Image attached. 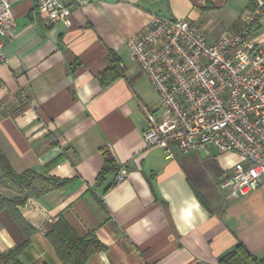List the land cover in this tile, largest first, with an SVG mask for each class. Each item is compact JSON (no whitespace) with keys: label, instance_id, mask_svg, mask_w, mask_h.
Segmentation results:
<instances>
[{"label":"crops","instance_id":"0c3cea01","mask_svg":"<svg viewBox=\"0 0 264 264\" xmlns=\"http://www.w3.org/2000/svg\"><path fill=\"white\" fill-rule=\"evenodd\" d=\"M62 1L71 26L38 15L37 0H11L15 27L0 65L1 151L18 174L68 182L20 208L35 229L22 263L62 264L47 237L60 217L105 246L86 264H219L239 244L264 259L263 192L232 197L219 186L240 157L222 163L201 149L171 159L149 149L146 111L158 113L160 97L128 63L129 39L155 16L195 23L214 42L247 26L250 0ZM259 25L264 47V15ZM111 54L122 76L103 88L96 74L111 67ZM104 150L118 173L128 169L126 181L115 184L118 173L99 181ZM0 194L17 197L1 185ZM25 239L0 208V255Z\"/></svg>","mask_w":264,"mask_h":264},{"label":"built area","instance_id":"2783aa9c","mask_svg":"<svg viewBox=\"0 0 264 264\" xmlns=\"http://www.w3.org/2000/svg\"><path fill=\"white\" fill-rule=\"evenodd\" d=\"M256 3L243 30L214 42L195 23L160 16L128 41L132 60L161 102L158 113L146 111L148 148L171 159L175 149L183 155L211 147L236 154L241 161L219 185L232 197L264 194V47L253 26L264 0ZM36 10L51 22L72 25L71 8L62 0H37ZM14 27L11 0H0V65L8 63L4 50ZM128 174L123 166L116 184Z\"/></svg>","mask_w":264,"mask_h":264},{"label":"trees","instance_id":"16d2710c","mask_svg":"<svg viewBox=\"0 0 264 264\" xmlns=\"http://www.w3.org/2000/svg\"><path fill=\"white\" fill-rule=\"evenodd\" d=\"M256 8V0H250L248 11L254 12ZM263 15L264 7H262L260 15L253 23L256 30L261 28L259 21ZM111 56L113 60L111 67L96 74L103 88H107L122 76L118 69L119 59L113 54ZM103 156L105 165L100 173L99 181L105 180L110 174L118 173L119 170L116 160L109 150H104ZM67 184V181L46 174H39L32 170L18 174L0 149V185L17 194L14 200H9L0 194V208L11 214L26 237L21 244L0 255V264H24L20 256L31 243V237L35 234V229L27 223L20 208L29 199L42 198L65 187ZM47 237L55 248L62 264H86L92 255L105 250V246L94 233L80 235L63 217H60L58 221L51 225ZM219 264H264V259H257L244 245L239 244L235 249L224 255Z\"/></svg>","mask_w":264,"mask_h":264},{"label":"rangeland","instance_id":"374dc122","mask_svg":"<svg viewBox=\"0 0 264 264\" xmlns=\"http://www.w3.org/2000/svg\"><path fill=\"white\" fill-rule=\"evenodd\" d=\"M128 63H129V66H134L135 64H134V62H133V60H132V58L131 57H129V61H128ZM149 86V85H148ZM150 87V86H149ZM152 91V90H151ZM153 92V91H152ZM154 93V92H153ZM175 150H177V149H175ZM210 151H211V153H212V157L213 156H215V157H217V159H218V161H221L222 163H223V161H230V159L231 158H234V156L235 157H237V155L236 154H232V153H222V154H220L214 147H211L210 149H209ZM178 151V150H177ZM203 152L204 151H206L207 152V149H203L202 150ZM202 154V159H205L207 156H205L206 154L205 153H201ZM224 154H229V155H227L226 157L225 156H223Z\"/></svg>","mask_w":264,"mask_h":264}]
</instances>
